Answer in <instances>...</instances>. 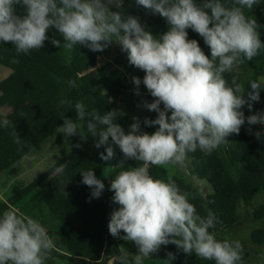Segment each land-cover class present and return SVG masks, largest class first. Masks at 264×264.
I'll list each match as a JSON object with an SVG mask.
<instances>
[{
	"label": "clouds",
	"instance_id": "1",
	"mask_svg": "<svg viewBox=\"0 0 264 264\" xmlns=\"http://www.w3.org/2000/svg\"><path fill=\"white\" fill-rule=\"evenodd\" d=\"M136 3L167 21L169 30L161 38L146 30L138 17L125 16L123 0H0V42H10L17 53L28 54L40 50L49 39L48 30L54 28L63 38V43L51 39L57 48L84 45L92 52H103L116 44L127 53L131 65L145 72L142 81L132 77V82L136 95H140L139 85L143 83L155 98L145 106L158 115L144 121L147 126H158L154 133H141L135 117L136 122L126 133L116 122L125 115L121 109L98 115L88 113L82 102L74 107L77 120H87L86 131L81 134L77 123L68 118L58 127L65 137L77 133L81 139L98 137L95 147L105 146V152L100 153L105 162L115 158L113 144L124 159L140 162L120 171L110 185L113 203L119 208L111 213L109 232L138 248L133 261L123 256L121 264H142L144 258L168 244L185 254L214 260L215 264H237L241 259L239 242L218 241L215 233L209 232L215 227L216 217L211 212L207 217L200 216L188 194L181 193L171 177L167 182L154 179L149 167L171 164L184 168L190 152L199 148L210 153L226 143L229 135L240 133L245 124L241 108L248 103L251 110L252 105L243 98L245 89L237 77L233 76L229 84L224 74L232 73L245 59L251 61L264 49L256 19H249L244 12L260 0H232L231 6L221 0ZM17 6L24 9V14L17 13ZM112 6L118 10L112 11ZM188 28L204 39L211 58L197 40L188 39ZM69 85L76 87L75 81H69ZM250 86L253 91L248 94L249 100L259 101L261 84L253 81ZM247 123L264 124V113L248 116ZM0 127H12L6 115L0 119ZM255 135L259 139L261 134ZM13 136L16 143L21 142L16 130ZM118 166L123 168V161ZM55 171L62 173L64 165ZM82 177V183L92 189L91 197L99 198L104 183L93 170L83 171ZM121 232L125 233L123 237ZM53 247L45 227L35 219L13 210L0 215V264H45ZM174 259L175 254L169 252L165 261L170 264Z\"/></svg>",
	"mask_w": 264,
	"mask_h": 264
},
{
	"label": "trees",
	"instance_id": "2",
	"mask_svg": "<svg viewBox=\"0 0 264 264\" xmlns=\"http://www.w3.org/2000/svg\"><path fill=\"white\" fill-rule=\"evenodd\" d=\"M196 2L200 4L203 0ZM221 2L231 6L232 0ZM111 10L118 9L112 7ZM122 11L125 16L138 17L146 30L158 39L169 30L170 26L164 18L138 5L136 0H123ZM244 12L249 19H256L259 25L257 31L264 41V0H260L251 10L245 8ZM17 13L24 14V9L17 6ZM52 29L47 32L49 39L44 42V46L28 54L17 53L10 42H0V66L12 70L9 76L0 81V109H3L0 111V119L6 115L12 122V127H0V172L20 163L32 151L40 150L56 134L65 118L73 119L83 134L87 120H77L74 107L77 102H82L88 113L98 115L114 108L121 109L125 115L118 117L116 122L126 133L131 124L136 122L133 117L139 120L141 133L152 134L158 128L144 123L146 118L155 119L158 115L156 112L145 107L140 115L135 116L132 114L135 109L128 111L120 101L123 98L130 103L146 104L152 98L143 83L139 85L140 95H136L132 77L142 81L145 76L143 70L131 65L129 61L122 63L121 57L116 59L119 67L116 70L115 65L105 59L110 46L103 52H92L84 45H75L72 58L67 59L51 43L54 38ZM186 31L188 39L197 40L204 53L211 58L210 47L204 39L191 28ZM99 58H102L101 65ZM238 67L247 72L245 80L235 69L224 75L229 84L233 76L237 77L238 83L242 82L245 89L243 98L251 103L252 108L250 110L246 103L241 111L247 116L264 112V84L259 79L264 69V49L251 61L245 59ZM69 81H75L76 87H71ZM253 81L262 86L259 101L249 100L248 94L253 91L250 83ZM15 130L21 138L20 143L15 142ZM257 132L261 134L259 139L255 135ZM229 137L234 138L229 146L220 145L210 153L197 148L187 157L192 160L195 175L206 180L212 187V195L205 196L184 178L171 176L164 166L149 167V174L154 179L167 182L171 177L181 193L188 194L189 202L200 216L207 217L211 212L216 217L215 227L209 229L215 235L240 227L242 220L237 214L238 206H250L259 193L264 196V126L250 133L245 123L238 135L233 133ZM92 138L98 140V137ZM70 141L71 151L65 158L27 186L15 187L8 201L0 200V215L6 210L18 209L17 213L22 215L20 210L29 213L42 212L46 208L60 223L55 231L47 223H40L49 238L55 240V250H50L49 257L62 259L66 264H121L119 239L113 237L108 229L114 211L111 202L102 195L99 198L91 197L92 189L82 183L83 171L93 170L95 176L101 178L107 165L100 157V153L105 152V146L96 148L87 138L81 139L79 133L71 136ZM57 142H60L59 138ZM109 143H112L111 138ZM77 144L81 147H75ZM112 146L114 150L117 148L123 168L118 166L111 180L120 171L140 164L134 159H124L119 147L114 144ZM61 164L64 165V171L56 173L55 169ZM24 200H27L24 206L17 208ZM254 218L264 219V204L254 211ZM251 241L263 246L264 228L254 230ZM161 247L169 252L178 249L174 244ZM188 264H215V261L194 256Z\"/></svg>",
	"mask_w": 264,
	"mask_h": 264
},
{
	"label": "rangeland",
	"instance_id": "3",
	"mask_svg": "<svg viewBox=\"0 0 264 264\" xmlns=\"http://www.w3.org/2000/svg\"><path fill=\"white\" fill-rule=\"evenodd\" d=\"M114 7V6H112ZM111 7V8H112ZM52 35L54 38L59 39L61 43H63V38L57 32L56 29H52ZM74 47V46H73ZM72 48H59L60 53L66 57L67 59L72 58ZM121 57L122 63H127V53L123 52L120 49L119 45L112 44L110 45V52L105 55V59L108 60L111 64L115 65L116 70H119V67L116 63V59ZM102 58H99V65H101L100 61ZM237 73L241 75V78L245 80L247 72L241 70L239 67L234 68ZM250 71V69H248ZM12 70L0 66V81L5 79L7 76L11 74ZM260 81L264 84V69L259 76ZM242 83V82H241ZM155 98H151L146 104H150L154 102ZM124 108L128 111H135L132 113L135 116L141 114V110H143L146 104L140 103H130L126 101V99H120ZM133 108V109H132ZM3 109H0L2 111ZM264 113V112H259ZM245 115V123L247 124L250 133L254 131L255 128H261L264 124H255L249 125L247 123V115ZM57 138L60 139V142H57ZM87 139L95 145L96 141L92 138V136L88 135ZM228 141L224 144L225 146H229L234 142L233 137H227ZM117 149V148H116ZM115 149V158L111 161L107 162L105 169L101 175L100 180L104 183L105 189L102 192V196L107 198L113 207L114 210L119 208V205L113 203L112 197L114 193L110 190L111 178L114 175L116 169L118 168V164L120 163V158L117 154V150ZM71 151V141L70 137H65L63 133L59 131L47 141L40 150L32 151L25 159H23L20 163H15L11 167L7 168L3 172H0V200L8 201L13 196V190L15 187H25L30 184L33 180L41 176L44 172L47 171L50 167L58 163L60 160L65 158ZM168 173L171 176H179L184 178L185 180L192 183L197 189H199L205 196H209L213 194V189L209 185L206 180L199 179L195 173L193 172L192 160L187 158L185 161V167L181 168L176 165H165L164 166ZM27 200L22 201L17 205V208H22ZM264 204V196L259 193L253 200L250 206H245L240 204L237 208V214L240 220H242V225L234 230L220 232L216 235V239L218 241H223L225 239L232 242H239L240 244V256L241 259L237 262V264H262L264 262V245H256L251 241L252 232L258 228H264V219L257 220L254 218V211L260 206ZM16 212L19 213L18 209ZM20 213L23 216H27L35 219L39 223L45 222L49 225L53 231L57 230L60 226L59 221L51 216L49 211L44 208L42 212L34 211L25 213L20 210ZM125 233L121 232L120 237H123ZM119 249L121 251L122 257L127 256L129 261L134 260L135 254L138 253L137 246L131 242L127 241L123 238H118ZM53 244L55 245V240L52 239ZM52 250H55L54 247ZM169 251L164 250L161 246L157 252L152 253L150 257H146L143 259L142 264H167L165 260H168ZM175 254L176 259L171 260L170 264H188V262L193 258L195 253L191 255L183 253V251L177 249L175 252H171ZM45 264H66V262L59 258H52L47 255L45 260Z\"/></svg>",
	"mask_w": 264,
	"mask_h": 264
}]
</instances>
